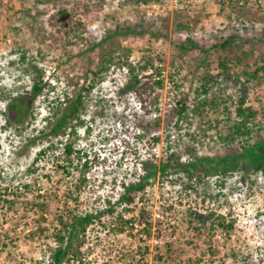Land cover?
<instances>
[{"label":"rangeland","instance_id":"1","mask_svg":"<svg viewBox=\"0 0 264 264\" xmlns=\"http://www.w3.org/2000/svg\"><path fill=\"white\" fill-rule=\"evenodd\" d=\"M118 26L139 33L97 47ZM230 37L229 49H214ZM187 39L206 53L178 50ZM223 60H230L232 81L217 77L200 96L202 79L221 74ZM147 62L162 68L165 80L158 106L146 105L153 114L131 94L118 98L128 79L123 66ZM86 77L95 86L80 119L51 136L53 110ZM36 82L44 90L26 121L8 124L9 103ZM242 100L255 113L245 135L234 134ZM180 103L188 111L175 125ZM156 117L160 122L151 125ZM261 141L264 0H0V264H54L52 252L69 232L59 219L87 200L88 189L76 188L86 161L92 169L85 174L95 182L88 195L96 202L117 198L122 179L130 181L143 160L159 164L168 152L183 163L216 158L221 164L200 166L192 177L172 170L151 180L125 206L129 211L117 207L115 218L123 215L129 224L113 218L88 229L81 264H264V163L257 170L243 157ZM191 213L214 216L200 224ZM218 220L233 224L231 235Z\"/></svg>","mask_w":264,"mask_h":264},{"label":"trees","instance_id":"2","mask_svg":"<svg viewBox=\"0 0 264 264\" xmlns=\"http://www.w3.org/2000/svg\"><path fill=\"white\" fill-rule=\"evenodd\" d=\"M138 33V30H134L132 27L118 26L115 28V30L110 31L107 36H105V38L98 43L97 47H103L105 44L113 41L117 37L137 35ZM152 36L158 37L157 34H152ZM233 41L234 37H230L222 42L218 41L215 44L214 49L220 48L222 50H227L232 46ZM176 47L183 53L192 49L200 50L203 54L206 53L205 50L197 42L191 39H187L186 42L183 43H177ZM229 61L230 60H223L219 63L221 74L216 77L207 74L202 79L204 85L201 86V90L198 91V94H200V96L207 95V87L215 83L218 80L217 77H226L227 81H232ZM123 68L127 71L128 79L119 89L118 98L121 99L125 95L131 94L139 101L141 109H144L147 114H153L154 112L148 110L146 105L150 103V105L158 106L159 94L157 93V91H162L165 84V80L162 76V68L153 66V62H147L143 66H133L131 64H126V66H123ZM88 74H91L90 70L88 71ZM93 76H97V73H94ZM87 77L85 79V84H83V86L77 91L73 98H67L64 100V102L60 101V105L55 110H53L51 119L48 122L51 136H59L62 131L69 128L74 122L80 119V112L83 107L84 100L86 99L88 94L92 92L93 87L95 86L94 82L93 84L89 83ZM43 90L44 84H42V82H36L29 94L13 98L8 105L9 114L7 123L10 124L14 122L19 125L23 124L26 121L28 114L30 113L33 103L38 99V97L42 95ZM246 91V89L243 90L245 95ZM179 105L181 109L179 110L180 112L177 115L175 125L178 123L177 121H182V116L185 115L188 111V108L185 104L180 103ZM202 105V103L199 104L195 110V113H197V115L199 116H202ZM243 106L244 100H242L240 106L237 109V115L242 118V122H236L234 134L245 135L244 130L246 129V124L249 120V117H253L255 115L252 110L243 109ZM159 122L160 118L156 117L154 123H152L151 125L158 124ZM153 140L159 143L160 137L154 136ZM53 149L54 146L50 145V147H48L47 149L42 150L39 154L38 159H41L45 156L47 157L48 152ZM65 152L67 153V156L71 157L73 155L71 146L66 145ZM243 157L246 160H251V162L256 167L259 166L257 170L260 169V167L264 163V141L254 144L250 148L246 149ZM181 160V155L174 152H168L166 160L161 161L159 164L153 163V161L143 160L140 163L141 171L136 170L134 173H132V178L130 177V181L122 179V181L120 182L121 189L118 193L117 198L107 197L105 200L97 199L96 202H91L90 195H88L92 187H88V185L95 182H93V180L88 178V176H86L85 174L87 173V171H90L92 169V166H89V163L86 161L82 165L83 171L80 174V177H77L76 179V188L78 189V191H81V188L88 189V191L85 192L87 200H85L84 204H80L75 210L70 213L69 217L67 218L68 222H66V218L61 217L59 219V223L64 227H67V229H69V232L68 236L59 238V243L61 245H59L58 248H56L52 252V259L54 264H64L67 258H72V260L77 261L79 262V264H81L85 256L84 252L82 251L85 241L84 237L88 229L92 226L95 227L98 225H103L106 220H110L113 218L115 221H123L124 223L129 224L130 221H124L123 215H118V217L115 218L117 211L116 209L117 207L121 206L123 209H125V211H129V209L125 206L129 207L133 205L136 202L138 196L145 193L151 180L158 177L166 178L169 176V171L172 170H175V172L178 171L181 173H185L189 177H192L194 176L193 172H195L200 166L214 165L217 168L219 167V164H221L220 160L216 158L198 159L195 162L189 163H183L181 162ZM56 161H59L58 158ZM74 201L78 202L79 200L77 199ZM83 205L84 210H80ZM40 207L44 208V206ZM139 215L143 216L144 213L141 211ZM212 216H214V214L207 216L199 213L190 214L191 220H194L200 224H206L211 220ZM144 225V231L148 235L151 230V223L147 221L144 222ZM217 225V227L223 229L228 235L232 234L233 224H226L225 221L218 220ZM118 231L120 233L124 231L123 225H120V229ZM79 237H82L83 242L82 240H80V242L77 241L79 240ZM75 241L78 242V245L77 247L73 248Z\"/></svg>","mask_w":264,"mask_h":264},{"label":"built area","instance_id":"3","mask_svg":"<svg viewBox=\"0 0 264 264\" xmlns=\"http://www.w3.org/2000/svg\"><path fill=\"white\" fill-rule=\"evenodd\" d=\"M84 262H86V260L84 259ZM79 263V262H78Z\"/></svg>","mask_w":264,"mask_h":264}]
</instances>
